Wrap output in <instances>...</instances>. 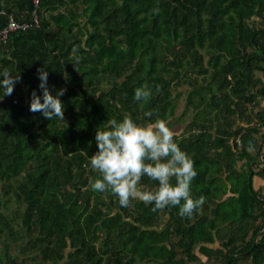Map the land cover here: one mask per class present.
I'll use <instances>...</instances> for the list:
<instances>
[{
    "label": "trees",
    "instance_id": "trees-1",
    "mask_svg": "<svg viewBox=\"0 0 264 264\" xmlns=\"http://www.w3.org/2000/svg\"><path fill=\"white\" fill-rule=\"evenodd\" d=\"M33 9L0 0V30ZM35 10L38 26L0 39V73L21 76L0 99V264H225L232 254L228 264H264V231L252 246L264 228L253 183L264 179V0H37ZM40 67L52 94L66 89L64 121L29 111L33 90L42 99ZM144 85L152 95L136 101ZM124 117L173 130L194 161L192 198H205L193 217L91 190L96 129Z\"/></svg>",
    "mask_w": 264,
    "mask_h": 264
},
{
    "label": "clouds",
    "instance_id": "clouds-1",
    "mask_svg": "<svg viewBox=\"0 0 264 264\" xmlns=\"http://www.w3.org/2000/svg\"><path fill=\"white\" fill-rule=\"evenodd\" d=\"M155 11L158 13L159 8ZM80 60L78 49L73 46L70 63L75 71ZM63 75L67 81V72ZM37 76L42 99L33 90L29 111L39 112L49 121L53 118L64 121V105L60 97L65 94L66 89H57L55 94L49 91L48 72L45 67L37 69ZM0 77V88L4 90L0 96L2 99L12 95L15 84L21 81V76L19 71L13 74L4 69ZM151 95L147 85L134 92L136 101L147 102ZM153 114L145 112L148 117ZM95 141L98 150L90 156V165L99 173V177L90 182L93 192L110 191L122 207H129L133 200L153 205L152 211L179 206L178 214L189 218L203 205V196L194 199L191 195V184L197 175L194 161L175 142L174 132L163 119L140 125L131 117H124L121 121L112 118L104 128L97 127ZM144 176L158 181L155 191L142 190L139 187ZM173 178L175 183H172Z\"/></svg>",
    "mask_w": 264,
    "mask_h": 264
},
{
    "label": "rangeland",
    "instance_id": "rangeland-1",
    "mask_svg": "<svg viewBox=\"0 0 264 264\" xmlns=\"http://www.w3.org/2000/svg\"><path fill=\"white\" fill-rule=\"evenodd\" d=\"M187 85L186 84H182L180 87H178V89L176 90H180L181 91V95L179 96L178 100H177V107H176V116L181 114L184 110V107H185V92L184 90L187 89ZM180 126H176V127H173L174 130H178L176 128H179ZM182 127V126H181ZM181 130V129H180ZM173 131V130H172ZM178 132V131H177ZM240 162H238L239 164ZM253 183H254V187L255 189H258L260 190L262 193H264V179L260 178L259 176H254L253 178ZM166 221V216H163L162 217V220H161V224L160 226L158 227L161 228L162 224ZM220 243L219 241H215L211 244H209L208 246L210 247H217L219 246ZM195 252L198 254V256L200 257L201 260L205 261L206 260V257L203 256L202 254L198 253L197 249L195 250ZM148 264V263H147Z\"/></svg>",
    "mask_w": 264,
    "mask_h": 264
},
{
    "label": "built area",
    "instance_id": "built-area-1",
    "mask_svg": "<svg viewBox=\"0 0 264 264\" xmlns=\"http://www.w3.org/2000/svg\"><path fill=\"white\" fill-rule=\"evenodd\" d=\"M33 2H34V9L31 12L30 22H25V21L18 22L11 15H9L6 26L0 30V39L4 40L8 31L25 29L31 25L38 26L39 24L38 16L35 10L37 0H33Z\"/></svg>",
    "mask_w": 264,
    "mask_h": 264
},
{
    "label": "water",
    "instance_id": "water-1",
    "mask_svg": "<svg viewBox=\"0 0 264 264\" xmlns=\"http://www.w3.org/2000/svg\"><path fill=\"white\" fill-rule=\"evenodd\" d=\"M251 176H252V171H250V173H249V178H251ZM263 231H264V228L256 234V236L254 237V240H253L252 246H254V245L256 244V240H257L258 236H260L261 233H262ZM247 252H248V251L244 252V254L247 253ZM236 255H240V254H232V255L226 260L225 264H228L229 261H230V259H231L232 257L236 256Z\"/></svg>",
    "mask_w": 264,
    "mask_h": 264
}]
</instances>
